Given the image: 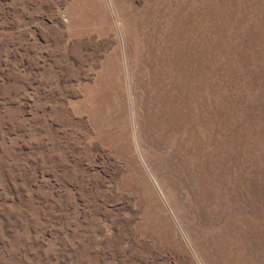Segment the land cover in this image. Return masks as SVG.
Listing matches in <instances>:
<instances>
[{
	"label": "rangeland",
	"instance_id": "374dc122",
	"mask_svg": "<svg viewBox=\"0 0 264 264\" xmlns=\"http://www.w3.org/2000/svg\"><path fill=\"white\" fill-rule=\"evenodd\" d=\"M0 264H264V0H0Z\"/></svg>",
	"mask_w": 264,
	"mask_h": 264
}]
</instances>
